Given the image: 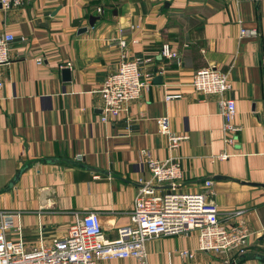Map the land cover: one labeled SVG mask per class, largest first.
<instances>
[{
    "label": "crops",
    "instance_id": "obj_1",
    "mask_svg": "<svg viewBox=\"0 0 264 264\" xmlns=\"http://www.w3.org/2000/svg\"><path fill=\"white\" fill-rule=\"evenodd\" d=\"M89 16L99 18L90 25ZM240 27L257 33L239 37ZM0 28L15 37L0 65V210L18 212L14 225L28 248L63 236L88 211L98 212L106 239L116 238L138 180L149 177L146 159L175 155L177 189H210L221 219L241 209L251 234L233 264H264L254 256L264 255V187L250 184L264 183V0H23L0 8ZM121 40L129 57L148 59L140 69L149 80L126 111L101 121L98 89L119 64ZM162 44L176 56L161 57ZM204 66L227 73L233 144L222 141L216 97L191 87ZM165 92L181 96L164 100ZM163 114L172 131L187 134L171 151L157 130ZM219 151L228 155L215 157ZM145 244V263L113 257L96 264H228L197 250L195 231ZM180 248L192 256L179 257Z\"/></svg>",
    "mask_w": 264,
    "mask_h": 264
},
{
    "label": "built area",
    "instance_id": "obj_2",
    "mask_svg": "<svg viewBox=\"0 0 264 264\" xmlns=\"http://www.w3.org/2000/svg\"><path fill=\"white\" fill-rule=\"evenodd\" d=\"M23 0H0V8L19 7ZM240 24V21L237 20ZM255 28H239V37L256 35ZM15 39L11 31L0 28V65L9 61V46ZM119 64L107 73L98 89L101 97L100 120L119 116L127 109V102L138 98L148 82L149 73H143L140 63L148 59L129 57L126 43L119 42ZM158 54L164 58L175 57L166 44ZM42 59L38 58L37 63ZM191 87L202 95H214L221 117L222 141L235 142L238 125L234 122L235 102L226 94L230 89L227 73L211 66H204L192 73ZM1 84V82H0ZM179 92H165L164 100L180 97ZM157 130L165 136L166 148L171 151L187 138L184 132L169 128L166 115L156 117ZM228 155L219 151L215 157ZM149 177L138 180V187L126 224L117 229V237L105 238L99 214L88 211L68 225L63 236L48 243L26 246L19 224L14 225L16 211L0 210V264H96L98 258L135 257L140 263L146 260V241L152 237L184 234L195 231L196 249L212 255H222L224 262L234 261L247 248L251 234L241 209H232L227 219L218 216L215 202L208 196L209 190H180L176 188L181 178V168L175 155L146 159ZM203 186L210 187L212 180L206 178ZM164 185V186H163ZM16 229L18 234L8 235ZM179 257H191L186 248L176 250Z\"/></svg>",
    "mask_w": 264,
    "mask_h": 264
},
{
    "label": "water",
    "instance_id": "obj_3",
    "mask_svg": "<svg viewBox=\"0 0 264 264\" xmlns=\"http://www.w3.org/2000/svg\"><path fill=\"white\" fill-rule=\"evenodd\" d=\"M97 18H99V17H98V16H89V24H90V25H93L94 21H95ZM85 30H86L85 28L80 29V31H85ZM61 72H62V75H63V78H64V79H69L70 74H69V69H68V68H64V69H62ZM90 168H92V169H98V168H94V167H90ZM20 173H21V170H19V171L14 175V177L10 180V182H9V185H10V186L13 185V183L18 179ZM215 177H219V175H216ZM250 184H258V185L264 187V183H254V182H251ZM254 256H255V258H258V259L264 261V255L256 253ZM228 264H233V261L228 262Z\"/></svg>",
    "mask_w": 264,
    "mask_h": 264
},
{
    "label": "trees",
    "instance_id": "obj_4",
    "mask_svg": "<svg viewBox=\"0 0 264 264\" xmlns=\"http://www.w3.org/2000/svg\"><path fill=\"white\" fill-rule=\"evenodd\" d=\"M239 257H240V256H239ZM239 257H238V258H239Z\"/></svg>",
    "mask_w": 264,
    "mask_h": 264
}]
</instances>
